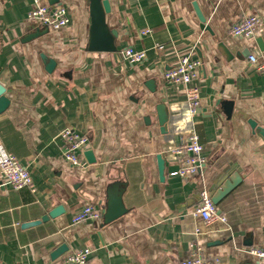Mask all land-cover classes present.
<instances>
[{"label":"crops","instance_id":"0c3cea01","mask_svg":"<svg viewBox=\"0 0 264 264\" xmlns=\"http://www.w3.org/2000/svg\"><path fill=\"white\" fill-rule=\"evenodd\" d=\"M108 1L113 52L89 50L91 0H60L70 15L60 30L29 19L36 0H0V83L9 100L0 99V153L18 157L35 186L0 184V264H66L74 249L90 264H181L191 243L219 264H256L248 250L264 246V137L252 123L264 127V72L250 55L264 63L257 42L264 29L244 39L231 28L249 14L264 18V0ZM194 3L212 31L200 27ZM129 46L146 52L143 63L127 62L121 52ZM187 54L203 62L193 82L202 100L196 115L183 87L163 77ZM65 128L89 139L84 169L63 157ZM193 130L207 163L194 177L171 175L168 151ZM236 176L240 183L218 203L227 222L206 227L194 215L200 192ZM111 185L116 194L123 189L127 213L106 225L103 218L72 224L86 204L106 209ZM58 205L65 213L23 226Z\"/></svg>","mask_w":264,"mask_h":264},{"label":"built area","instance_id":"2783aa9c","mask_svg":"<svg viewBox=\"0 0 264 264\" xmlns=\"http://www.w3.org/2000/svg\"><path fill=\"white\" fill-rule=\"evenodd\" d=\"M28 17L53 30L63 29L70 22L67 6L61 3L52 5L41 0H36V6L29 12ZM263 29L264 18L254 13L243 16L235 22L231 32L238 38L253 39L258 37ZM149 32L150 30L146 29L142 31V34ZM121 53L131 65L143 63L146 59L144 50H136L132 46L126 47ZM250 61L259 71L264 72V63L259 64L256 55H250ZM202 65L201 59L194 58L190 54L182 55L178 62L163 74L165 82L169 85L183 87L191 115H196L202 105L199 88L193 84L199 78ZM60 137L65 141L63 157L75 166L82 169L86 168L88 162L82 157V154L88 148V137L71 128L63 129ZM203 151L204 145L196 130L182 137L181 141L168 151L169 157L175 163V168L170 171V174L182 178L197 175L207 163ZM0 171L3 175V185L16 190L24 187L35 190L31 171L12 153H0ZM194 215L199 216L206 227L213 226L217 222H227V217L219 212V207L213 201L211 192L206 188L200 192V201L194 209ZM89 219H102V211L93 204H86L77 212L72 218V224H78ZM195 232L196 234L200 233V228H196ZM248 253L253 257L256 264H264V246H253L248 250ZM220 261L219 258L210 259L200 245L191 243L190 254L182 259L181 264H219ZM65 263L90 264L88 253L83 249H74L66 255Z\"/></svg>","mask_w":264,"mask_h":264},{"label":"water","instance_id":"95a60500","mask_svg":"<svg viewBox=\"0 0 264 264\" xmlns=\"http://www.w3.org/2000/svg\"><path fill=\"white\" fill-rule=\"evenodd\" d=\"M50 4H57L60 3V0H49ZM194 7L197 13V16L200 20V27L202 29H206L209 31H212L211 27L207 24V17L203 13V11L200 9L197 3H194ZM110 3L108 0H91V17H92V26H91V43L89 50L90 51H106V52H113L116 51V47L113 45V37L117 36V32L114 30H108L106 26V18L105 14L110 12ZM46 30H49L48 26H45ZM259 45L261 46V49L264 50V41L262 38H259L257 40ZM223 46H225L223 44ZM225 50L227 53L230 54V51L225 47ZM247 54H251V51L248 49ZM232 56V55H231ZM50 66L54 65V61L49 62ZM50 68V67H49ZM6 89L5 87L0 83V99L4 98L5 104H9V100L5 98L4 93ZM157 112L159 117V123L163 130H165V124L168 121V112L166 110V105L164 103H160L157 106ZM199 112V110H198ZM252 127L257 128L256 130L264 137V127L257 126V123L253 122ZM86 156L88 158V161H92V157L89 155V151H86ZM158 165H159V173L162 180L165 178V160L163 158V155H158ZM241 181V177L236 176L235 178H230L227 180V178H222L219 180L214 187V190L211 191L213 201L218 205V203L227 195L229 194L234 187H236ZM0 184H2V181L0 180ZM115 185H111L108 189V201H107V207L102 211V218H103V225L109 224L118 218L122 217L124 214L127 213V208L124 205L122 195H123V189L119 190V192L116 194V191L114 190ZM221 213V211L219 210ZM65 213V208L63 205H58L54 209L50 210L47 215L42 217L40 220L24 223L23 226L28 227L31 225L40 224L43 221H47L50 218H56L60 216L61 214ZM63 252V249H60V251L57 253L60 254Z\"/></svg>","mask_w":264,"mask_h":264}]
</instances>
